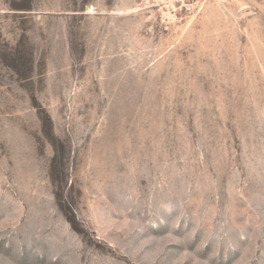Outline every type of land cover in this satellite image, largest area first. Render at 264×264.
Here are the masks:
<instances>
[{
    "label": "rangeland",
    "instance_id": "rangeland-1",
    "mask_svg": "<svg viewBox=\"0 0 264 264\" xmlns=\"http://www.w3.org/2000/svg\"><path fill=\"white\" fill-rule=\"evenodd\" d=\"M175 4L0 0V264H264V0Z\"/></svg>",
    "mask_w": 264,
    "mask_h": 264
},
{
    "label": "built area",
    "instance_id": "built-area-1",
    "mask_svg": "<svg viewBox=\"0 0 264 264\" xmlns=\"http://www.w3.org/2000/svg\"><path fill=\"white\" fill-rule=\"evenodd\" d=\"M166 1H170L171 5H172V11L177 12V5L175 4L176 2H180V0H166ZM180 9L183 11H191L192 8L189 4L187 3H182V6L180 7Z\"/></svg>",
    "mask_w": 264,
    "mask_h": 264
}]
</instances>
